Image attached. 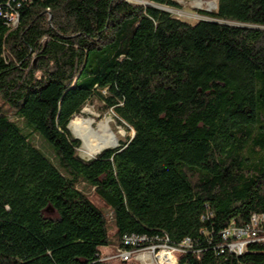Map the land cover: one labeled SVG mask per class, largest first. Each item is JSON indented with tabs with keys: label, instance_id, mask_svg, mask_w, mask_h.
<instances>
[{
	"label": "trees",
	"instance_id": "obj_1",
	"mask_svg": "<svg viewBox=\"0 0 264 264\" xmlns=\"http://www.w3.org/2000/svg\"><path fill=\"white\" fill-rule=\"evenodd\" d=\"M143 1L29 0L0 26V264H109L128 236L189 239L178 264H264L222 237L264 215V0L194 24ZM95 98L133 136L83 160L68 125Z\"/></svg>",
	"mask_w": 264,
	"mask_h": 264
},
{
	"label": "built area",
	"instance_id": "obj_2",
	"mask_svg": "<svg viewBox=\"0 0 264 264\" xmlns=\"http://www.w3.org/2000/svg\"><path fill=\"white\" fill-rule=\"evenodd\" d=\"M28 1L0 0V26L15 29L19 23V10ZM222 237L224 240L233 238L234 241L227 245V250L235 256H240L249 242L264 245V215L252 216L250 223L242 228H235L232 224L223 231ZM146 242L143 237H124V247L115 248L113 256L103 257L102 260L115 259L121 263L135 262L137 264H178L180 256L191 247L189 239H185L178 246H170L167 241H163L141 247Z\"/></svg>",
	"mask_w": 264,
	"mask_h": 264
},
{
	"label": "rangeland",
	"instance_id": "obj_3",
	"mask_svg": "<svg viewBox=\"0 0 264 264\" xmlns=\"http://www.w3.org/2000/svg\"><path fill=\"white\" fill-rule=\"evenodd\" d=\"M128 1L131 2V3H135V4H140V5H144L146 3L143 0H128ZM173 1L176 3L177 8H168L171 11V16L176 18V19H178V20H181V21H184V22H187V23H190V24H194V23H196L198 21H201V20H208V18H206L205 16L199 14V12H205L206 11L205 9L199 10V9H196V8L193 7V3L195 1L203 2L205 8L207 7L206 4H209V3H213V4H215V6L217 5L216 0H173ZM163 8H166V7H163ZM215 10H216V8L214 10L208 11L206 13H209V12L211 13L212 11H215ZM102 107H103V104L99 101L98 98H95V99H93V101H91L89 104H87L84 108L87 109L88 111H90V113H92L95 117L99 116V118H95V120L97 122L99 120L103 119L106 115L110 116L112 118V120H113V122L111 123L110 126H111L112 130L115 133H118L120 131V128H122L125 131V135L124 136L121 137V136L118 135V139H119V144L118 145H120V143H125L129 138H132L133 132L131 130L128 131L125 127L119 126V124L117 123V120H116V117H115L114 113L112 111L104 112ZM3 109L6 110L5 106L3 107ZM81 116L82 115H81V112H80L78 117H81ZM83 116L87 117V115H83ZM7 117L18 128H20L23 131L24 134H26L28 136L30 143L34 147L38 148L42 152V154L44 156H46L47 158L49 157L50 160H52L54 166L57 169H60V167L58 166L59 164H56L55 157H54L52 151L47 146V144L44 143L41 140V138L38 135H36V134L32 133L30 130L26 129L24 127V125H23V122L21 120H18L17 118H15L12 114L7 113ZM70 133H71V131H70ZM71 135H72V133H71ZM104 150H107V149H104ZM84 152H85V150L80 145V148L77 150V154H78V156L81 159L90 160V159L95 157V156H93L91 158L86 157L84 155ZM77 188L79 190L85 192V193H87V192H88V194L92 193L87 188V186H85L84 184H78ZM106 218L108 220H110L111 215H110L109 212L106 213ZM109 229H110V235L112 237L111 239L113 241V244L115 245L116 241H115V238L113 237V225L111 223H109ZM115 248H117V247L109 246L107 248H103V250H102V252L104 253L103 257L105 258V257H108L110 255L113 256L112 254L115 253V250H116ZM102 252H101V254H102ZM107 262H109V264H120L119 261L115 260V259L110 260V261L107 260ZM133 263H135V262H133ZM135 264H137V263H135Z\"/></svg>",
	"mask_w": 264,
	"mask_h": 264
},
{
	"label": "bare ground",
	"instance_id": "obj_4",
	"mask_svg": "<svg viewBox=\"0 0 264 264\" xmlns=\"http://www.w3.org/2000/svg\"><path fill=\"white\" fill-rule=\"evenodd\" d=\"M205 8L203 2L195 1L193 7L196 9H205L206 11H211L216 8L215 4H206ZM168 9V8H165ZM81 117H76L69 123V130L71 131L74 138L81 142L82 148L85 150L84 155L86 157L96 156L104 149L116 148L119 144V136H124L125 131L120 128L118 133H115L111 128V123L113 122L110 116H105L98 122L90 111L83 108L81 110ZM83 115H87L83 116Z\"/></svg>",
	"mask_w": 264,
	"mask_h": 264
},
{
	"label": "water",
	"instance_id": "obj_5",
	"mask_svg": "<svg viewBox=\"0 0 264 264\" xmlns=\"http://www.w3.org/2000/svg\"><path fill=\"white\" fill-rule=\"evenodd\" d=\"M155 8L158 9V10H160V11H162V12H165V13L171 14V11H170L169 9H165V8H163V7H155ZM205 12H208V11H205ZM209 13H210V12H209ZM68 129H69V125H68ZM75 139H76V138H75ZM76 140H78V139H76ZM78 141H79V140H78ZM118 146H119V145H118ZM118 146H117V147H118ZM117 147H116V148H117ZM109 149H114V148H109ZM102 151H103V150H102ZM102 151H101V152H102ZM101 152H100V153H101ZM100 153H98L97 155H99ZM97 155H96V156H97Z\"/></svg>",
	"mask_w": 264,
	"mask_h": 264
},
{
	"label": "crops",
	"instance_id": "obj_6",
	"mask_svg": "<svg viewBox=\"0 0 264 264\" xmlns=\"http://www.w3.org/2000/svg\"><path fill=\"white\" fill-rule=\"evenodd\" d=\"M113 252V251H112ZM106 254V253H105ZM102 255H104V253L102 252ZM113 255V254H112ZM111 256V255H110Z\"/></svg>",
	"mask_w": 264,
	"mask_h": 264
}]
</instances>
